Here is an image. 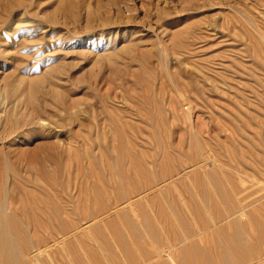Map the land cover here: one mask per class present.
Wrapping results in <instances>:
<instances>
[{
    "label": "rangeland",
    "instance_id": "1",
    "mask_svg": "<svg viewBox=\"0 0 264 264\" xmlns=\"http://www.w3.org/2000/svg\"><path fill=\"white\" fill-rule=\"evenodd\" d=\"M7 91L0 178L21 264H180L203 246L223 264L228 227L263 221L264 0H0ZM125 173L147 175L148 203L91 224L81 192ZM47 201L63 222L31 220ZM250 256L237 264H264Z\"/></svg>",
    "mask_w": 264,
    "mask_h": 264
},
{
    "label": "bare ground",
    "instance_id": "2",
    "mask_svg": "<svg viewBox=\"0 0 264 264\" xmlns=\"http://www.w3.org/2000/svg\"><path fill=\"white\" fill-rule=\"evenodd\" d=\"M16 90H15V87H12L11 88L12 94L16 93L17 92ZM33 93H34L33 88L31 86H29L25 90V96H24L25 99L24 100H26V102H28V105L29 104L32 105V103H33L32 102V97L34 98ZM8 94H9L8 91L4 92V93L0 92V100L3 99V101L5 103V101L8 99ZM22 103L20 101L16 102V104L13 106L14 108H13L11 117H13V116L15 117L17 115L16 110H18L17 108H19V106ZM30 112H31L30 114H32L31 116L33 117V119H37V120H39V122H40V120H42L40 118V116L35 114L36 111L31 109ZM11 117L9 118L11 123L10 122L9 123L12 125L14 123H12L13 121H11L12 120ZM17 117H18V115H17ZM29 119H30V117H29ZM5 120H7V119H5ZM16 124H20V123H16ZM42 124H43V121H42ZM24 125H26V124H24ZM15 127H16V125H15ZM11 128H12V131L9 129L11 132L15 131V130H13L14 127L11 126ZM18 129H20V126L18 127ZM2 138H4V137H2ZM128 166L132 169L133 165H131V161H129ZM130 171H133V169ZM133 172L135 173V171H133ZM127 173H125L124 177L121 175V179H119V181H120L119 183L118 182L115 184L112 183L111 182L112 179L107 183V185L110 186L109 183L111 182L112 189L109 188V186H107V185L104 186L105 183L100 181L101 182L100 183L101 188L103 190L102 189L98 190L97 188L92 187V189H88L89 191L91 190V192H90L91 195L88 194L89 196L85 193V191L83 193L81 192V194L83 195V199H85L87 202L86 207L84 208L85 212H86L85 217H86V220H89V222H91V224H92V222L93 223L104 222L103 220L106 219L105 217L109 214V212L112 213L111 209H113L114 207L116 208L118 205L124 204L123 205L124 209H125V207H127L128 209H130V208L134 209L135 204L133 203V201L136 200V199H133L134 197H136V196L138 197V195H140V194H144V196H145L148 193H151L150 191L152 190V187H151V184H150V181H149V178L147 177V175H139V174L129 175ZM126 174L128 176H126ZM209 176H211V175H209ZM207 179L210 182L212 181L213 186L215 185L213 183V181L215 182V180L213 179L212 176H211V178H207ZM225 179H226V181L228 180L227 178H225ZM228 183H229V181H227V184ZM228 186H230V184H228ZM106 187L112 191L108 192ZM85 188L86 187H84V189ZM232 189H235V188L231 187V190ZM220 190H222V189H220ZM89 191H88V193H89ZM142 196L140 195L142 200H144L145 203L147 204L149 200L147 199L148 200L147 201L146 198L142 197ZM141 198H139V199H141ZM6 199H7V196H6V192H5L4 178H0V264H21L19 253H22L24 250L23 244H22V234L19 231H16L13 229L14 228L13 225L16 224L17 219L11 218L7 215L6 209H5L6 208L5 207L6 206L5 205ZM144 201H143V203H144ZM34 205L36 208L38 206H40L43 209H40L39 210L40 214H38L37 211L36 212L34 211V208L32 206V208H30V212L32 214H34V216L31 218V220H33L35 222H42V221L43 222L44 221L63 222L59 218L60 208L56 207L54 204H50V202L47 201V202H35ZM141 205H140V210H141ZM121 207H119V208H121ZM137 207H136V209H137ZM118 209H116V210L118 211ZM116 210H115V212H116ZM127 219L128 218H121L119 221L127 223V221H128ZM109 220H111V219H109ZM106 222H104L103 224H105V225L110 224L109 226H112L114 223L112 221H109V223L107 224ZM228 228L227 229H228V233L230 234V237L228 238V241L226 242V245L223 248V251L219 254V256H217L219 258L218 262L223 263V264H230V263L231 264H237L236 257H246V256H250V254L260 253L261 251L264 250V242H263L264 241V219H263V221L256 222L255 224L250 223L248 225V227L231 226ZM242 232H244L246 237L250 238V241H247V242L244 241V239L241 237ZM262 243H263V245H262ZM204 249L205 248L203 246L201 249L196 247V249L192 253H189L187 251V253H189V256L187 255V253H185L184 254L185 259L183 258V261H181L180 264H191V263H193L192 260L195 261V264H209V262L212 261L213 258H212V255H210L209 251L207 252V250H204ZM191 257H193L192 260H191ZM188 260H191V263H189ZM254 260H255V258H254ZM210 264H211V262H210Z\"/></svg>",
    "mask_w": 264,
    "mask_h": 264
}]
</instances>
